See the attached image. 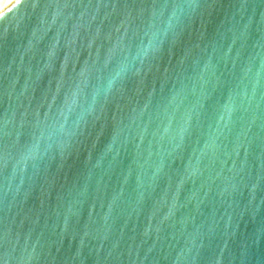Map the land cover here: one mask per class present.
I'll return each instance as SVG.
<instances>
[{
	"label": "water",
	"instance_id": "1",
	"mask_svg": "<svg viewBox=\"0 0 264 264\" xmlns=\"http://www.w3.org/2000/svg\"><path fill=\"white\" fill-rule=\"evenodd\" d=\"M0 264H264V0L1 10Z\"/></svg>",
	"mask_w": 264,
	"mask_h": 264
},
{
	"label": "bare ground",
	"instance_id": "2",
	"mask_svg": "<svg viewBox=\"0 0 264 264\" xmlns=\"http://www.w3.org/2000/svg\"><path fill=\"white\" fill-rule=\"evenodd\" d=\"M13 0H0V11L9 5Z\"/></svg>",
	"mask_w": 264,
	"mask_h": 264
}]
</instances>
